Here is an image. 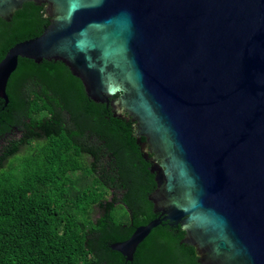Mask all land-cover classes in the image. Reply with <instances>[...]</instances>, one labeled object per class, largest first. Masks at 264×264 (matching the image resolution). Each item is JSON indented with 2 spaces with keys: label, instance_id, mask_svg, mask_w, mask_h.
<instances>
[{
  "label": "water",
  "instance_id": "obj_1",
  "mask_svg": "<svg viewBox=\"0 0 264 264\" xmlns=\"http://www.w3.org/2000/svg\"><path fill=\"white\" fill-rule=\"evenodd\" d=\"M29 1L49 22L1 59L0 98L19 58L61 61L154 174L158 215L111 248L131 261L167 222L199 264H264V0H0V18Z\"/></svg>",
  "mask_w": 264,
  "mask_h": 264
},
{
  "label": "trees",
  "instance_id": "obj_2",
  "mask_svg": "<svg viewBox=\"0 0 264 264\" xmlns=\"http://www.w3.org/2000/svg\"><path fill=\"white\" fill-rule=\"evenodd\" d=\"M45 4L0 18V61L42 33ZM0 98V264H199L180 225L154 227L128 261L111 244L158 214L133 122L90 99L61 61L19 58ZM144 139V138H143Z\"/></svg>",
  "mask_w": 264,
  "mask_h": 264
},
{
  "label": "flooded vegetation",
  "instance_id": "obj_3",
  "mask_svg": "<svg viewBox=\"0 0 264 264\" xmlns=\"http://www.w3.org/2000/svg\"><path fill=\"white\" fill-rule=\"evenodd\" d=\"M46 9V8H45ZM46 15H47V17H48V13H47V11H46Z\"/></svg>",
  "mask_w": 264,
  "mask_h": 264
}]
</instances>
